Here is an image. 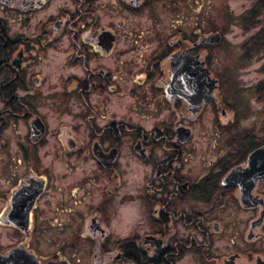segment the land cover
<instances>
[{
	"label": "flooded vegetation",
	"instance_id": "obj_1",
	"mask_svg": "<svg viewBox=\"0 0 264 264\" xmlns=\"http://www.w3.org/2000/svg\"><path fill=\"white\" fill-rule=\"evenodd\" d=\"M166 1L0 0V264L264 263V141Z\"/></svg>",
	"mask_w": 264,
	"mask_h": 264
},
{
	"label": "rangeland",
	"instance_id": "obj_2",
	"mask_svg": "<svg viewBox=\"0 0 264 264\" xmlns=\"http://www.w3.org/2000/svg\"><path fill=\"white\" fill-rule=\"evenodd\" d=\"M165 7L154 10L159 24L165 28L167 38L176 32L191 37L194 35L215 34L220 41L208 46L202 55L207 59L212 75L218 80L216 98L227 111L222 123L235 121V137L246 134L247 144L264 141V99L257 94L258 85L264 79V45L255 48L252 39L264 28L261 23L250 26V21L262 20L264 0H167ZM262 3V10L255 14L256 3ZM257 3V4H258ZM145 13L138 16L142 17ZM151 14H147L148 17ZM255 15L252 20L250 17ZM146 15L142 17L145 19ZM178 23V28L172 24ZM165 25V26H164ZM175 40H172L174 42ZM210 120L211 114L205 118ZM206 120V119H204ZM206 122V121H205ZM229 126V127H231ZM206 128H214L207 125ZM230 138L233 135L228 133ZM228 136V137H229ZM251 139V141H250ZM234 145L238 142L234 141ZM264 190V185H263Z\"/></svg>",
	"mask_w": 264,
	"mask_h": 264
},
{
	"label": "water",
	"instance_id": "obj_3",
	"mask_svg": "<svg viewBox=\"0 0 264 264\" xmlns=\"http://www.w3.org/2000/svg\"><path fill=\"white\" fill-rule=\"evenodd\" d=\"M208 41L212 44H215L218 42L219 36L218 35H212L209 36ZM248 158L247 162V168L244 170H241L245 172L246 179L248 181V188L249 185L255 180V179H261L264 178V144L260 146L258 149L254 150ZM243 200H246V205L250 201V196L247 194V196ZM264 264V263H263Z\"/></svg>",
	"mask_w": 264,
	"mask_h": 264
},
{
	"label": "trees",
	"instance_id": "obj_4",
	"mask_svg": "<svg viewBox=\"0 0 264 264\" xmlns=\"http://www.w3.org/2000/svg\"><path fill=\"white\" fill-rule=\"evenodd\" d=\"M258 3V2H257ZM256 3V5H255V8H256V12H255V14H259V12L262 10V3H258L257 4ZM263 18H262V20H258L257 22H254V20L255 19H253L252 20V18L253 17H256L255 15H252L251 17H250V20H252V21H250V26H256L257 24H263L264 25V12H263ZM253 45H255V48H259V47H261V46H263L264 45V28H262V29H260L257 33H256V35H255V37H253V39H252V46ZM257 94H258V97L260 98V99H264V79L261 81V83L258 85V88H257Z\"/></svg>",
	"mask_w": 264,
	"mask_h": 264
}]
</instances>
